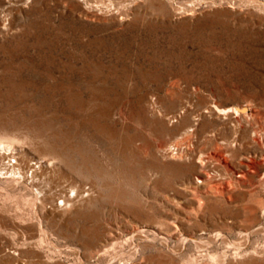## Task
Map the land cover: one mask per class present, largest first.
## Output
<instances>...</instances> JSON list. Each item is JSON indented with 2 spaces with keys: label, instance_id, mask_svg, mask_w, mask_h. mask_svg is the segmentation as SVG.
I'll return each instance as SVG.
<instances>
[{
  "label": "rangeland",
  "instance_id": "1",
  "mask_svg": "<svg viewBox=\"0 0 264 264\" xmlns=\"http://www.w3.org/2000/svg\"><path fill=\"white\" fill-rule=\"evenodd\" d=\"M2 144L0 264L264 262V0H0Z\"/></svg>",
  "mask_w": 264,
  "mask_h": 264
},
{
  "label": "bare ground",
  "instance_id": "2",
  "mask_svg": "<svg viewBox=\"0 0 264 264\" xmlns=\"http://www.w3.org/2000/svg\"><path fill=\"white\" fill-rule=\"evenodd\" d=\"M14 149H13V147L12 146H10V145H4V144H2V145H0V151H2L3 153H8L9 154V152H12ZM203 162V161H202ZM33 167V166H32ZM32 167H31V169H32ZM34 168V167H33ZM9 170H10V172L9 173H12L11 175H13V173H16L15 175L16 176H20V172H21V170L19 169V168H15V166H12L11 168H8ZM8 173V171H7V173L6 174H9ZM14 175V176H15ZM207 181H211V180H207ZM202 183V182H201ZM211 183H212V181H211ZM230 185L232 186L233 184H231L230 183ZM213 188H216L215 186H213ZM12 189L14 190L15 189V187H12ZM217 189V188H216ZM16 190V189H15ZM218 190H219V188H218ZM220 191V190H219ZM260 232H262V233H264V231L262 230V229H256L255 231H253L252 233H260ZM251 235V233L250 234H246L245 236H250ZM246 237V238H247ZM223 238V236L221 235V234H215V236H214V239L215 240H221ZM195 242H197V240L195 241ZM249 250L247 249L246 250V252H248ZM250 255H254V256H263L264 257V242L263 243H260V242H256L255 244H254V246H253V248H252V251L249 253ZM261 258V257H260ZM211 259H213V260H215V258H214V256H211ZM122 260V259H121ZM252 264H264V262H260V261H258V260H255V262H253Z\"/></svg>",
  "mask_w": 264,
  "mask_h": 264
},
{
  "label": "water",
  "instance_id": "3",
  "mask_svg": "<svg viewBox=\"0 0 264 264\" xmlns=\"http://www.w3.org/2000/svg\"><path fill=\"white\" fill-rule=\"evenodd\" d=\"M233 108H237L236 110H238V112L242 111L243 113H248V109L247 107H242V108H239L237 106H233V107H230V108H226L223 112L227 113V112H232ZM235 112V111H234ZM223 114V113H222ZM228 114V113H227ZM236 114V112H235Z\"/></svg>",
  "mask_w": 264,
  "mask_h": 264
},
{
  "label": "built area",
  "instance_id": "4",
  "mask_svg": "<svg viewBox=\"0 0 264 264\" xmlns=\"http://www.w3.org/2000/svg\"><path fill=\"white\" fill-rule=\"evenodd\" d=\"M15 163H16V162H15ZM13 164H14L13 161H9V162L7 163L8 168H11L12 166H14ZM34 165L36 166V164H34ZM63 204H64V203H63Z\"/></svg>",
  "mask_w": 264,
  "mask_h": 264
}]
</instances>
